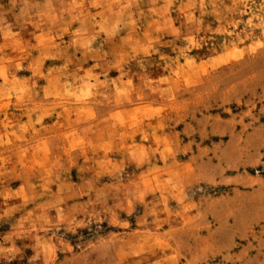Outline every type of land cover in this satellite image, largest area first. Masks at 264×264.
Masks as SVG:
<instances>
[{
  "label": "rangeland",
  "instance_id": "1",
  "mask_svg": "<svg viewBox=\"0 0 264 264\" xmlns=\"http://www.w3.org/2000/svg\"><path fill=\"white\" fill-rule=\"evenodd\" d=\"M0 264H264V0H0Z\"/></svg>",
  "mask_w": 264,
  "mask_h": 264
}]
</instances>
